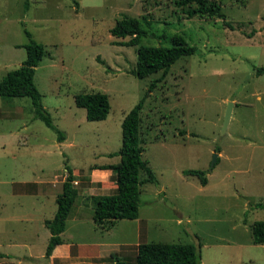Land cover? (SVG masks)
I'll return each mask as SVG.
<instances>
[{"label":"rangeland","instance_id":"obj_1","mask_svg":"<svg viewBox=\"0 0 264 264\" xmlns=\"http://www.w3.org/2000/svg\"><path fill=\"white\" fill-rule=\"evenodd\" d=\"M175 2L0 0V79L24 60L25 30L44 48L33 83L64 137L57 142L56 133L33 118L29 99L0 98V253L10 254L6 263H42L46 243L39 219L49 220L55 211L52 197L65 166L74 170L79 196L83 188L84 195L112 190L110 171L102 185L90 183L88 174L118 162L108 155L119 149L120 123L143 99L138 145L157 186L141 185L137 218L115 221L106 231L95 227L91 208L79 226L71 223L76 198L61 239L87 246L85 256L104 246L107 251L90 264H134L133 245L140 242L192 244L200 264H264V244L253 245L250 234L251 224L264 220V77L253 73L264 67V0H206L222 19L187 18L185 11L195 5ZM121 16L140 21L147 33L140 44L168 47V38L180 34L195 53L165 74L136 79L130 75L134 47L115 45L128 38L108 32ZM91 93L107 96L102 121H86L74 106V95ZM184 170L204 171L206 184L183 176ZM52 183V193L45 194V184ZM6 237L20 241L6 243Z\"/></svg>","mask_w":264,"mask_h":264},{"label":"trees","instance_id":"obj_2","mask_svg":"<svg viewBox=\"0 0 264 264\" xmlns=\"http://www.w3.org/2000/svg\"><path fill=\"white\" fill-rule=\"evenodd\" d=\"M175 4L179 7L195 5L194 8L185 11L187 18L193 16L223 18L219 8L207 4L206 0H176ZM23 32L27 38V42L22 46L25 53L24 60L16 69L6 72L1 77L0 98L25 97L29 99L33 118L40 120L47 128L56 133L57 142H62L64 137L52 125L49 115L43 110L40 102L41 95L33 83L34 69L45 56L44 48L40 43L32 40L28 32L25 30ZM108 32L115 39L128 38L127 41L116 42L115 45L134 47L135 63L130 70V75L136 79L147 78L158 72L165 74L178 59L195 53V47L189 45L180 34H174L168 38V47L140 44V39L147 33L136 18L121 16L115 20ZM253 73L255 76L264 77V67H254ZM151 87H153V83H150L148 88ZM73 103L76 108L84 110L86 121H102L108 113L107 96L102 93L74 95ZM142 103L143 99H140L125 114L120 123L119 149L108 155L109 157L117 156L118 162L95 168L110 171L114 184L113 192L99 196L91 211V220L97 226H101L104 222L136 219L139 187L144 183L157 186L152 171L141 158L142 149L138 145V115ZM64 170L65 176L60 186V193L54 199V214L50 220L44 221V226L49 232L43 254L46 259L54 247L61 242L59 235L64 230L65 220L77 195V190L72 184L74 177L71 170L67 166ZM140 172L144 175L142 179L138 178ZM182 175L195 176L201 186L206 184L204 171L184 170ZM250 234L253 245H263L264 220L253 222L250 226ZM134 264H200L199 251L192 244L140 242L135 247Z\"/></svg>","mask_w":264,"mask_h":264},{"label":"crops","instance_id":"obj_3","mask_svg":"<svg viewBox=\"0 0 264 264\" xmlns=\"http://www.w3.org/2000/svg\"><path fill=\"white\" fill-rule=\"evenodd\" d=\"M102 165H107V164H102ZM108 173H109L108 170L92 169L90 171V173L88 174L89 182L90 183H94V184L95 183H100V185H102L103 183H105L106 179L108 178V176H109ZM71 174L73 175V177H75L74 170H71ZM62 182L63 181H61V183ZM19 184L20 185H24L25 183H19ZM37 184H44V183H37ZM72 184H73L74 187L77 184V180L75 178H74V181L72 182ZM45 186H46V189L47 190H45L43 192L45 194H47L48 191H50L52 193V190L51 189H53L55 187V184H53V183L52 184H45ZM101 187H103V186H100V188L98 189L99 191L102 190ZM110 187H111L110 189H112V190L109 193H102V192H100V194H95V193H93V192L90 191L88 193V195H84L85 192L87 191L86 188L81 189L80 196L78 195V192H77V195H76V198L77 199L75 198L76 199V203H75V205H73V206H75V208L71 212V215H72L71 223L73 221V223H75L74 226H79L80 223H81V219L86 214L85 209L86 208H91V211H92L94 209V207H95L96 201L99 198V196H101V195H108V194H110V193L113 192V190H114V184H113V182L111 183V186ZM19 193H22L23 196H26V193L25 192H19ZM59 193H60V191H59ZM59 193L54 194V197H52L53 203H54L55 196L58 195ZM45 196L46 195H42L40 199H43L44 200ZM86 198L88 200H90V203L91 204L90 203H89V205L86 204L87 203ZM37 199L39 200V198H37ZM38 203H42V201L39 200ZM73 204H74V202H73ZM53 214H54V211H53ZM53 214H52V216H53ZM41 218L39 219V223H40V227L44 231L43 232L44 242L47 244V241H48V238H49V232L46 229V227L44 226V221H46V219H41ZM23 222L24 223L25 222L29 223L30 220H24ZM65 222H66V220H65ZM113 223L114 222H111V223L110 222H104V223H102L101 226H103V228H102L101 231H103V230L106 231L110 226H112ZM95 227L99 230V228H98V226L96 224H95ZM65 230H66V226L64 225V230L59 235V238H60V241L61 242H60L59 245H56L54 247V249L51 251V253H50V255H49V257L47 259L44 258V255H43L44 254V251H43V254H42L43 259L41 260V262H42L41 264H90V262H89L90 259H92V258H97L98 259V258H100V253L101 252H106L107 251L104 248V246L98 245V246H96V251H94L95 253H94V256L93 257L90 256V255H86L85 256L84 254H82V252L83 251L85 252L87 250V246H82L81 244H78V242L75 241V238L70 239L69 240V243H65L61 239V236L64 234ZM8 232H9V234H8V236H9L10 233H11V231H8ZM32 236H34V235H32ZM7 237L5 238V240H3L6 243L12 244V242H18V241H20L18 239H16V240L15 239H11V238L10 239H7ZM136 238H137V228H136ZM28 242H32V241H29L28 240ZM119 243H121V244H119L121 246L122 245H127V243L124 242V241H120ZM117 244L118 243L114 244V247H117V246L119 247V245H117ZM137 244L138 243H134L133 246L136 247ZM110 250H112V249H110ZM134 255H135V252H134ZM9 257H10V254H8V253H0V264H9V263H6L5 262V259L6 258L8 259ZM19 262H21V258H18L17 259L16 264H19Z\"/></svg>","mask_w":264,"mask_h":264},{"label":"water","instance_id":"obj_4","mask_svg":"<svg viewBox=\"0 0 264 264\" xmlns=\"http://www.w3.org/2000/svg\"><path fill=\"white\" fill-rule=\"evenodd\" d=\"M232 104L230 102L227 103L226 108L223 113V120H222V125H221V133L224 131L226 124L228 122L229 116H230V110H231ZM216 154H213L212 160L210 163V168H212L214 162H215Z\"/></svg>","mask_w":264,"mask_h":264}]
</instances>
